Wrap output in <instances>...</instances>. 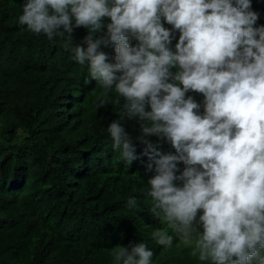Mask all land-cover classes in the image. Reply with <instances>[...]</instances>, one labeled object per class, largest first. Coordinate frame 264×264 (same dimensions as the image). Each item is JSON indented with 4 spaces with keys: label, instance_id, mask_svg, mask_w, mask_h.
<instances>
[{
    "label": "clouds",
    "instance_id": "9594fccd",
    "mask_svg": "<svg viewBox=\"0 0 264 264\" xmlns=\"http://www.w3.org/2000/svg\"><path fill=\"white\" fill-rule=\"evenodd\" d=\"M103 18L106 33L94 39ZM257 19L251 0H25L19 16L49 39L88 30L87 47H75L73 59L100 83L97 108L112 99L145 145L153 171L147 195L163 220L155 243L171 248L178 236L209 264H264V27H254ZM109 44L115 63L98 51ZM107 132L124 161L137 159L119 120ZM127 207H137L135 197ZM113 255L122 264H153L143 242Z\"/></svg>",
    "mask_w": 264,
    "mask_h": 264
},
{
    "label": "trees",
    "instance_id": "16d2710c",
    "mask_svg": "<svg viewBox=\"0 0 264 264\" xmlns=\"http://www.w3.org/2000/svg\"><path fill=\"white\" fill-rule=\"evenodd\" d=\"M24 2L0 0V264H122L113 248L142 242L153 264H209L178 236L171 248L155 243L152 232L163 220L147 195L153 171L146 170L145 145L122 124L112 99L97 108L100 83L73 59L75 47H87L88 30L74 27L70 38L37 36L19 23ZM251 10L258 14L254 27H264V0H251ZM108 23L103 18L94 39ZM179 35L173 32L174 52ZM112 48L98 49L109 63H115ZM117 120L136 149L130 163L107 132ZM130 197L136 208L127 207Z\"/></svg>",
    "mask_w": 264,
    "mask_h": 264
}]
</instances>
